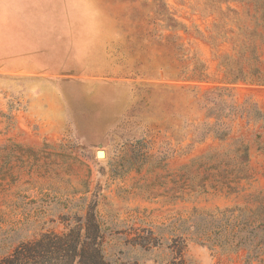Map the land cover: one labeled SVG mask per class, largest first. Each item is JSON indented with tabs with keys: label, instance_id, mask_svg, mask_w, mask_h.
Here are the masks:
<instances>
[{
	"label": "rangeland",
	"instance_id": "1",
	"mask_svg": "<svg viewBox=\"0 0 264 264\" xmlns=\"http://www.w3.org/2000/svg\"><path fill=\"white\" fill-rule=\"evenodd\" d=\"M0 264H264V0H0Z\"/></svg>",
	"mask_w": 264,
	"mask_h": 264
},
{
	"label": "trees",
	"instance_id": "2",
	"mask_svg": "<svg viewBox=\"0 0 264 264\" xmlns=\"http://www.w3.org/2000/svg\"><path fill=\"white\" fill-rule=\"evenodd\" d=\"M224 58L227 59V56H225ZM234 69H237V70H234ZM225 72H226L227 78L231 80L244 79L241 68H232L228 66V64H226Z\"/></svg>",
	"mask_w": 264,
	"mask_h": 264
},
{
	"label": "water",
	"instance_id": "3",
	"mask_svg": "<svg viewBox=\"0 0 264 264\" xmlns=\"http://www.w3.org/2000/svg\"><path fill=\"white\" fill-rule=\"evenodd\" d=\"M101 153H102V150H98V151L96 152L97 156H99Z\"/></svg>",
	"mask_w": 264,
	"mask_h": 264
},
{
	"label": "bare ground",
	"instance_id": "4",
	"mask_svg": "<svg viewBox=\"0 0 264 264\" xmlns=\"http://www.w3.org/2000/svg\"><path fill=\"white\" fill-rule=\"evenodd\" d=\"M99 156H103V151H102V153Z\"/></svg>",
	"mask_w": 264,
	"mask_h": 264
}]
</instances>
